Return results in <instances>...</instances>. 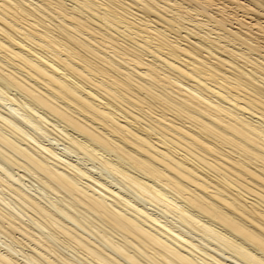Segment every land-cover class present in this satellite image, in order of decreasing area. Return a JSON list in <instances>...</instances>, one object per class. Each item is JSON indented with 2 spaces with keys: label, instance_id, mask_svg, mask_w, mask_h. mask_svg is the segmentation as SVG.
I'll list each match as a JSON object with an SVG mask.
<instances>
[{
  "label": "bare ground",
  "instance_id": "1",
  "mask_svg": "<svg viewBox=\"0 0 264 264\" xmlns=\"http://www.w3.org/2000/svg\"><path fill=\"white\" fill-rule=\"evenodd\" d=\"M0 103V264H264V0H0Z\"/></svg>",
  "mask_w": 264,
  "mask_h": 264
},
{
  "label": "rangeland",
  "instance_id": "2",
  "mask_svg": "<svg viewBox=\"0 0 264 264\" xmlns=\"http://www.w3.org/2000/svg\"><path fill=\"white\" fill-rule=\"evenodd\" d=\"M13 107H17V108H18L19 106H17V105L15 106V105H14ZM4 108H6V109H4ZM0 109H1V110H0V113L3 112V115H5V116H10V115H11L10 113H8V109H7V107H6V106H3L2 103H0ZM19 111H20V113L23 112L22 109H20ZM6 112H7V114H9V115L5 114ZM23 125L27 127V124H24V123H23ZM34 135H35V134H34ZM50 136L56 137L60 142H62L64 145H66V143H65L64 141H62L61 139H59V138L57 137V135H55V133H54V135H53V133L50 132ZM58 146H59V148H60V150H61V149H62L61 147H62L63 145L61 144V145H58ZM70 157H71V159L75 160V162L77 163V165H79V166H81V167H83V168H85V167L87 166L88 169H89V168L91 169V167H92L93 170L91 169V172H92V174H93L94 177H97V178H99V179H101L102 181H105V182H111V181H112V183L114 182V184H115L116 186H119V187L122 188V185H120V183L118 184V182H116V179L114 178L115 176H113V175H112L110 172H108L107 170H105V169L102 170V168H100V171H101V170L104 171V172L106 171V173H103L102 171H101V172H100V171L97 172L96 168L99 169L100 166H99V164H97L96 162H91V160L86 159V158H77V157H75V156H70ZM78 159H79V160H78ZM76 160L79 161V162L82 161L81 164H80L79 162H77ZM89 161H90V162H89ZM2 162H3V164H2ZM83 163H84V164H83ZM0 165H2V166H3V165L6 166V163H5L4 161L1 160V161H0ZM85 165H86V166H85ZM4 166H3V167H4ZM7 166H8V164H7ZM14 167H15V168H11V167H8V168H10L9 170H10L11 172L15 169V170H14L15 172H13V173H15V174H16V173H17V174H18V173H19V174L22 173V174L24 175L23 178H24V179L26 178L27 180L25 181L24 179H22V181L25 183V185H29V186H27V189H26V190H28V192H30V194H31V192H32V194L35 195V197L38 195L36 198H37L38 200L41 199L40 201H41L42 203L47 204V203L57 202L58 198H60V196H62V195H58V193H59V194H63L62 192H58L57 194L54 193V192H53V194H52L51 190H49V192H48V191H47L48 189H47V188L45 189L44 186L41 184V182L38 181L37 178L34 177L33 174H30V173H29V174H25V173H27V172L24 173V171H23L22 168H18V167H16V166H14ZM93 167H95V168H93ZM87 168H86V169H87ZM11 169H12V170H11ZM19 169H21V171H19ZM94 171H96V172H94ZM98 173H100L101 175H103V176H101L102 178L100 177V175L98 176ZM104 174H106V175H104ZM107 175H109V176H107ZM25 176H26V177H25ZM103 177H105L107 180H105V178H103ZM31 178H32V179H31ZM33 178H34V179H33ZM110 179H111V180H110ZM109 180H110V181H109ZM27 181H28V182H27ZM31 181H32V182H31ZM29 182H31V183H29ZM37 183H38V184H37ZM116 183H117L118 185H117ZM36 184H37V185H36ZM30 185H31L32 188L30 187ZM32 185H33V186H32ZM38 185H39V186H38ZM37 186L40 187V189H42L44 192H42V191H37V190H39V188L37 189ZM0 187H1V188H0V191H1V192H0V195L3 194L4 201H5V202H9L8 199H9V200L11 199V200H10V204H11V202H12L13 204H15V203H14V200L12 199V196H10L9 192L6 191V188H4V186H0ZM2 188H4V189H2ZM24 188H25V187H24ZM33 188H34L35 190H34ZM1 189L3 190V192H2ZM45 190H46L47 192H45ZM36 192H37V193H36ZM38 192H41L43 196L40 195L41 193L38 194ZM5 193H6V194H5ZM45 193H46V195H45ZM48 193H50L49 196H48ZM126 193H127V192H126ZM54 194H56V196H55ZM127 194L129 195V196L127 195L129 198L132 197V198H131L132 200H134V199L136 200V195L131 194V193H127ZM39 195H40V196H39ZM44 195H45V196H44ZM57 195H58V197H57ZM1 196H2V195H1ZM5 196H7V197L5 198ZM8 197H9V198H8ZM40 197H41V198H40ZM42 197H43L44 199H43ZM48 197H49V198H48ZM50 198H52V200H53L52 202L50 201V200H51ZM53 198H54L55 200H56V199H57V200L55 201ZM5 199H6V200H5ZM49 199H50V200H49ZM65 200H69V199L65 198L64 201H65ZM47 201H49V202H47ZM1 203H2V204H1ZM60 203L62 204V206L64 205L63 202H60ZM2 205H4V207H3ZM11 206H12V204L9 205V207H11ZM0 207H1V208L3 207L4 209H6V207L8 208V206L6 205V207H5V204H4L3 202H1V201H0ZM170 216H171V217H170ZM166 217H168L170 220L168 221V218H166ZM166 217H165V216H164V217H161V219H162V220H165L167 223L169 222V224H171L172 227L177 228L178 222L175 220V217H174L173 215H171V213H170L169 215H167ZM163 218H164V219H163ZM165 218H166V219H165ZM23 220H24V219H23ZM24 221L27 222V220H24ZM170 221H172V222H170ZM174 221H175V222H174ZM3 222H4V223H3ZM1 223L4 224V227H3L4 229H5V227L9 228L8 225L5 226V225H6V222H5V221H1ZM1 223H0V225H1V226H0V240H1V241H2V240L5 241V242H3V244H2V242H0V248H1L2 251H4V252L6 251L7 253H10V254H11V252H9V250H10L9 247H7V246L4 244V243H7V245L9 244V246L12 247L13 250H15V251H14V252H15L14 254H15L16 256H15L14 254H12L15 258H21V255H20V254L22 253V251H23V252H26V253H33L31 250L29 251V247H30L31 245L28 246L27 243L25 244V242L27 241V240L25 239L26 237L24 238L23 236H21V234H20L18 231H16V230H12V232H13V233H12L11 230H10V228H9V229L6 228L5 230L8 231V232H11V233H9V234H11L12 237H13L14 239H13V238H10L11 236H10L9 234H7L6 232H4V230L2 229V225H3V224H1ZM174 224L176 225V227L174 226ZM1 229H2L3 231H1ZM17 232H18V233H17ZM1 233H2V236H1ZM3 233H4L6 236H4ZM15 234H16V235H15ZM3 236H4V237H3ZM16 236H18V238H17ZM19 236H20V237H19ZM7 237H9L11 240H9V238H8V240H9V241H8V240H7ZM15 237H16V239H15ZM12 239L15 240V241H17V242L14 243V241H13ZM20 240H21L23 243H22ZM96 240H97V239H96ZM12 241H13V242H12ZM18 241H20V242H18ZM97 241H98V240H97ZM13 243H14L15 245H14ZM52 243H54V244H52ZM55 243H56V244H55ZM72 243H73V242L69 243V245H68V247H67V248H69V250H68V249H66V247H62V246H65V245L60 246L59 242H56V241H53V240H52V241H51V245H52V247H53L54 249H55V247H57V248L55 249V250H56V251H55L56 253H55V254L53 253V254H51V255H50L49 253H52V252H49V253H48V251H47V252L45 251L44 253H48V255H50V258L52 257V259H54L56 262L58 261V259H59V261H60V257H61V256H62V257H66V256H67V257H70V258L72 257V255L77 256V254L75 253V249H76V248L73 247ZM10 244H11V245H10ZM1 245H2V246H1ZM18 245H19V246H18ZM20 245H21V246H20ZM55 245H56V246H55ZM58 245H59V246H58ZM13 246H14V247H13ZM15 246H17V247H15ZM26 246H27V247H26ZM3 247H5L6 250H5V248H3ZM21 247H24V248H21ZM71 247H72L73 249H72ZM15 248H18V249L20 248L19 250L21 251V253L19 254V252H18ZM26 248H28V250H27ZM62 248H65V249H62ZM74 248H75V249H74ZM7 249H8V251H7ZM25 249H26V250H25ZM59 249H60L61 251H60ZM57 250H58V251H57ZM63 250H64V252H63ZM72 250H73L74 253L71 252ZM67 252H68V254H70V256L67 255ZM57 253H58V255H56ZM59 253H61V254H59ZM72 253H73V254H72ZM17 254H19V255H17ZM52 255H55V256H52ZM60 255H61V256H60ZM78 255H79V254H78ZM59 256H60V257H59ZM54 257H55V258H54ZM58 257H59V258H58ZM56 258H57V259H56ZM59 261H58V263H61V261H60V262H59ZM24 262H25V261H24ZM22 263H23V262H22Z\"/></svg>",
  "mask_w": 264,
  "mask_h": 264
}]
</instances>
